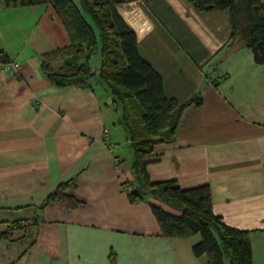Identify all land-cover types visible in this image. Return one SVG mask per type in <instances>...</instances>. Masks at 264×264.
Returning <instances> with one entry per match:
<instances>
[{
    "label": "crops",
    "instance_id": "1",
    "mask_svg": "<svg viewBox=\"0 0 264 264\" xmlns=\"http://www.w3.org/2000/svg\"><path fill=\"white\" fill-rule=\"evenodd\" d=\"M119 12L166 95L203 99L184 110L172 141L156 145L151 179L209 184L215 214L251 231L250 264H264V63L248 47L228 48V10L134 0ZM67 43L51 4L0 2V50L19 63L17 72L0 69V264H208L193 252L200 234L161 236L151 205L177 210L153 197L133 203L123 190L134 152L109 91L57 88L46 76L42 53ZM72 178L82 206H42ZM22 220L23 230L3 238Z\"/></svg>",
    "mask_w": 264,
    "mask_h": 264
},
{
    "label": "trees",
    "instance_id": "2",
    "mask_svg": "<svg viewBox=\"0 0 264 264\" xmlns=\"http://www.w3.org/2000/svg\"><path fill=\"white\" fill-rule=\"evenodd\" d=\"M134 0H0L8 5L24 6L51 4L69 35V43L42 53V68L57 88L92 89L93 79L102 82L113 96L115 109H123L124 124L134 152L132 180L122 183L129 200L140 203L150 198L161 199L177 210L173 214L152 204L161 236L186 238L196 234L201 239L193 246L200 257L206 255L208 264H250L253 260L251 231L222 222L213 210L211 187L202 184L182 188L176 180L153 181L148 165L160 142L172 141L184 110L200 105L202 97L180 103L165 93L161 74L144 59L138 37L119 12V6ZM197 10H228L231 35L229 49L244 46L253 49L264 45V0H188ZM101 51L102 64L93 70L91 58ZM0 61L9 62L0 50ZM223 77H227L226 74ZM217 84V82H216ZM130 114L138 125L131 123ZM130 118V119H129ZM74 178L65 181L46 198L42 206L62 202L77 209L83 201L72 194ZM25 222L9 225L2 234L8 241L23 230Z\"/></svg>",
    "mask_w": 264,
    "mask_h": 264
},
{
    "label": "rangeland",
    "instance_id": "3",
    "mask_svg": "<svg viewBox=\"0 0 264 264\" xmlns=\"http://www.w3.org/2000/svg\"><path fill=\"white\" fill-rule=\"evenodd\" d=\"M74 1L79 3V0H74ZM13 6L14 5H12V7ZM101 64H102V57H101V51H99L97 54L93 55V57L91 58L92 68H93L94 71L97 72V76L96 77L99 76V71H100V68H101ZM93 81L96 83L97 86H100L101 88H103L105 90L106 86L101 85V84H103L102 82H98V80L96 78H94ZM119 112H120L119 118H120V122H121V120H124V115L125 114H124L122 108H120ZM130 120H131V123H136V125H138V121L135 119V116H132ZM119 126H120L121 130L124 132V134L129 138V135L125 131V128H124L123 124L121 123V125H119ZM127 144L128 145H126V146L131 148V150H132L133 148H132V145H131V140H129Z\"/></svg>",
    "mask_w": 264,
    "mask_h": 264
},
{
    "label": "water",
    "instance_id": "4",
    "mask_svg": "<svg viewBox=\"0 0 264 264\" xmlns=\"http://www.w3.org/2000/svg\"><path fill=\"white\" fill-rule=\"evenodd\" d=\"M255 60L259 63H264V45L262 42L257 44L253 49Z\"/></svg>",
    "mask_w": 264,
    "mask_h": 264
},
{
    "label": "built area",
    "instance_id": "5",
    "mask_svg": "<svg viewBox=\"0 0 264 264\" xmlns=\"http://www.w3.org/2000/svg\"><path fill=\"white\" fill-rule=\"evenodd\" d=\"M2 68H7V69L11 70L12 72H17L19 69V63L0 61V69H2Z\"/></svg>",
    "mask_w": 264,
    "mask_h": 264
}]
</instances>
